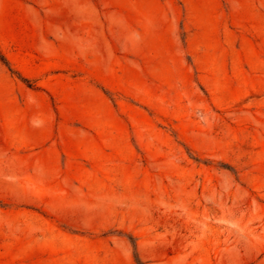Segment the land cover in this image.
Listing matches in <instances>:
<instances>
[{
  "label": "rangeland",
  "instance_id": "374dc122",
  "mask_svg": "<svg viewBox=\"0 0 264 264\" xmlns=\"http://www.w3.org/2000/svg\"><path fill=\"white\" fill-rule=\"evenodd\" d=\"M0 264H264V0H0Z\"/></svg>",
  "mask_w": 264,
  "mask_h": 264
}]
</instances>
